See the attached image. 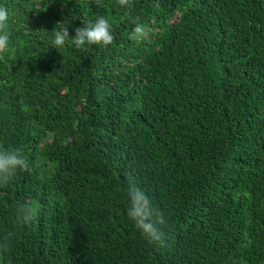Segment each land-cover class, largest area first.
Returning <instances> with one entry per match:
<instances>
[{
  "label": "trees",
  "instance_id": "obj_1",
  "mask_svg": "<svg viewBox=\"0 0 264 264\" xmlns=\"http://www.w3.org/2000/svg\"><path fill=\"white\" fill-rule=\"evenodd\" d=\"M0 5V147L30 164L0 187V264H264V0ZM100 15L111 44L52 47ZM129 176L164 212L165 247L127 218Z\"/></svg>",
  "mask_w": 264,
  "mask_h": 264
},
{
  "label": "clouds",
  "instance_id": "obj_2",
  "mask_svg": "<svg viewBox=\"0 0 264 264\" xmlns=\"http://www.w3.org/2000/svg\"><path fill=\"white\" fill-rule=\"evenodd\" d=\"M95 3L98 6H103V0H95ZM119 3L121 6H130V0H119ZM154 7L159 8V3L154 5ZM11 23L12 14L9 8L0 5V52H4L8 48L11 37ZM145 33V26L137 22L132 29L130 38L143 37ZM53 37L52 47L56 49L63 47L69 38H71L77 49L83 50H87V46L91 45L107 46L114 40L112 25L103 15L97 16L94 20H89L87 23L83 22V26L75 29L74 36H70L68 27H64L63 29L55 30ZM23 171H30V164L24 149L22 147H0V187L9 186L16 175ZM126 195V215L129 221L132 222L136 230L140 232L149 244L165 247L168 233L165 231L167 220L164 212L154 204L147 191L142 189L132 176L128 177ZM13 210L15 216L25 223L34 220L40 211L38 206L27 201L16 202ZM13 236L14 233L12 232H6L0 236V257L10 251Z\"/></svg>",
  "mask_w": 264,
  "mask_h": 264
}]
</instances>
